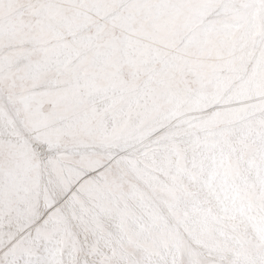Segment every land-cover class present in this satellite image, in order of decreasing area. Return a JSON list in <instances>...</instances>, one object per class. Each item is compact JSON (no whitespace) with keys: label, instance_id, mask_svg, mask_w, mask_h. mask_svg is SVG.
<instances>
[{"label":"snow or ice","instance_id":"obj_1","mask_svg":"<svg viewBox=\"0 0 264 264\" xmlns=\"http://www.w3.org/2000/svg\"><path fill=\"white\" fill-rule=\"evenodd\" d=\"M185 3L0 0V264H264V242L221 239L195 193H190L192 212L201 215L205 228L191 229L188 211L179 220L189 234L148 223L158 216L161 201L173 209L179 205L177 178L164 185L153 172L155 153L175 149L176 130L162 126L148 139L139 131L111 139L82 108L78 88L43 101L33 95L34 75L47 67L45 26L62 16L66 5L75 9L71 25L92 22L82 15L87 9L102 10L104 20L94 23L101 36L109 26L125 32L145 24L165 30ZM196 4L208 11L196 20L198 39L264 56V0ZM26 14L33 22L25 24ZM20 52L32 59L25 62ZM239 151L264 183V139L242 144ZM190 175L193 186L206 180ZM38 178L47 195L34 205L28 193ZM253 195L255 202L264 200V193ZM133 221L137 227H130Z\"/></svg>","mask_w":264,"mask_h":264},{"label":"rangeland","instance_id":"obj_2","mask_svg":"<svg viewBox=\"0 0 264 264\" xmlns=\"http://www.w3.org/2000/svg\"><path fill=\"white\" fill-rule=\"evenodd\" d=\"M74 14L75 9L70 4L66 5L62 16L53 18L45 26L44 47L49 50V55L46 69L34 75V97L43 101L54 94L63 93L69 87L78 88L83 94L82 108L99 130L111 139L130 137L138 131L145 133L146 139L153 136L151 133L156 135L162 126L169 129L172 126L171 130L179 131L174 137L175 149L162 148L155 153L153 172L160 184H174L172 177L177 178L175 184L180 186L179 206L173 209L161 201V212L156 219H149L148 223L189 234L185 224L179 220V215L188 211L191 229H203L204 220L200 214L192 212L194 197L189 199V195L195 193V199L202 204L203 200L206 202V199H210L209 194L214 190L221 196L223 204L228 199L229 207L224 212L229 213L221 215L225 218L215 214L214 209V212L208 210L210 227L215 229L216 234L221 239L223 235H228L238 245L264 242V200L255 202L253 195L255 192L264 193V183L255 181V167L239 151L242 144L264 139L263 98L254 106L258 107L254 112L259 114L251 119L253 130L246 129L232 141V135L236 132L235 123L242 121L238 113L240 109L248 111L257 102L253 99L254 94L258 97L264 95V86L260 87L264 85V56L251 50L198 39L196 20L202 19L208 11L197 6L196 0H186L185 6L177 10L175 23L165 30H156L149 24L134 32L109 26L105 34L96 36L94 23L104 20L103 11L87 9L82 15L90 17L92 22L71 25L69 21ZM33 20L30 14L24 16L25 24ZM126 51L131 53L127 54ZM18 56L25 62L32 59L23 52ZM223 100L230 105L224 113L222 106H219ZM47 107V104L42 105V108ZM213 133L215 143L211 142ZM186 135H191L195 144L197 142L194 146L200 145L198 148L192 146L194 154L183 148L182 141H186ZM177 144L183 145L182 148ZM205 154L211 160H216L210 162ZM160 157L165 162L164 168L167 166L165 170L170 176L167 178L165 175L167 179L162 178ZM188 157L193 158L192 162ZM219 157H224V161ZM193 161L199 162L198 165ZM222 163L229 165L230 170L227 168L226 173L221 170L225 166L220 165ZM191 169L193 172L199 169L197 173L206 178L201 186H193ZM222 176L227 179L225 183L218 182ZM226 186L229 194V189L237 194V200L222 196ZM28 195L34 205L41 197L44 199L47 195L44 180L38 178L36 187ZM168 217L173 218L176 224H171ZM223 222H226V227L219 225ZM130 227H137L135 221Z\"/></svg>","mask_w":264,"mask_h":264},{"label":"bare ground","instance_id":"obj_3","mask_svg":"<svg viewBox=\"0 0 264 264\" xmlns=\"http://www.w3.org/2000/svg\"><path fill=\"white\" fill-rule=\"evenodd\" d=\"M193 2H194V1H192V3H193ZM178 10H180V9H178ZM97 18H98V17H97ZM102 20H103V19H102ZM133 32H134V31H133ZM165 33H166V32H165ZM128 36H129V35H128ZM128 36H127V37H128ZM151 42H152V41H151ZM142 43H143V42H142ZM153 43H154V42H153ZM135 44H136V43H135ZM143 44H144V43H143ZM137 45H138V43H137ZM137 45H136V46H137ZM139 47H140V46H139ZM126 53H127V54H130L131 51H129V52L126 51ZM153 53H154V51H152V57H153ZM125 56L127 57V55H125ZM66 57H67V56H66ZM62 59H63V58H62ZM130 59H132V58H130ZM153 59H154V57H153ZM139 65H140V64H139ZM65 69H66V68H65ZM257 74H258V73H257ZM254 76H255V75H254ZM256 76H257V75H256ZM163 81H166V80H163ZM263 82H264V81H263ZM262 86H264V85H261L260 87H262ZM256 91H257V90H256ZM262 92H264V91H262ZM262 92H260V93H262ZM260 93H258V94H260ZM260 95H261V94H260ZM262 96H263V97H261V96L258 97L257 95L254 94V98H253V99H254L255 101H257V102H255L254 105L248 109V111L246 110L247 112H246L245 110L240 109V111H239L238 113L241 114L240 116H242V121H239L238 123L236 122V123H235L236 126H235L234 124H232V125H234V126L236 127V129H235L236 132L230 130L231 132H234L233 135L231 134V135H232V141H235L236 138L238 137V134H239V133L241 134L242 132L246 131V129L248 130V129L251 128V129L253 130L251 119L253 120L254 118H256L255 116H257V113H258V112H257V113L254 112V110L258 108V107H257V108L254 107V106H255V104L258 103V101L260 100V98H263V99H264V95H262ZM223 98H224V96H223ZM197 100H198V99H197ZM262 101H263V100H262ZM224 102H225V101L223 100V103H224ZM223 103H220V105H219V106H222V108H221V111L223 110L222 113H224L227 109L230 108V105L228 106L226 103H224V104H223ZM243 103H244V102H243ZM238 106H239V105H238ZM213 107H214V106H213ZM213 107H212V108H213ZM237 108H238V107H237ZM237 108H236V109H237ZM257 111H258V110H257ZM245 112L247 113L246 115H245ZM152 113H153V112H152ZM258 114H259V113H258ZM263 115H264V113H263ZM233 116H234V115H233ZM260 116H261V115H260ZM240 119H241V118H240ZM259 119H260V118H259ZM260 120H261V119H260ZM260 120H258V121H260ZM254 121H255V120H254ZM256 121H257V120H256ZM258 121H257V122H258ZM228 122H229V121H228ZM228 122H227V123H228ZM250 122H251V123H250ZM228 124H229V123H228ZM171 127H172V126H171ZM171 127H170V129H171ZM231 127H232V126H230V128H231ZM235 127H234V128H235ZM232 129H233V128H232ZM172 130H174V129H172ZM248 131H249V130H248ZM231 132H230V133H231ZM150 133H151V132H150ZM230 133H229V134H230ZM152 134H153V136H155V133H151V136H152ZM178 134H179V131H178ZM178 134H177V135H178ZM192 136H193V135H192ZM149 137H150V136H149ZM149 137H147L146 139H148ZM179 137H180V136H177L176 138H179ZM239 137H240V136H239ZM176 138H175V139H176ZM221 139H222V138H221ZM229 139H230V137H229ZM200 140H201V139H200ZM237 140H238V139H237ZM197 141H198V140H197ZM198 142H199V141H198ZM229 142H230V141H229ZM182 143L184 144V146H183V145L180 146V145H178V144H177V145L180 146L181 148H182V146H183L184 149H189L190 151L192 150V146L195 147V148H198V147L200 146V145H199L198 147L194 146L195 141L192 140L191 135H186V141H182ZM198 144H199V143H198ZM234 144H235V143H234ZM195 145H197V142H196ZM180 147H179V148H180ZM177 148H178V147H177ZM164 149H166V148H164ZM194 150H195V149H194ZM198 151H199V150H198ZM171 152H172V151H171ZM174 152H175V150H174ZM186 152H187V151H186ZM188 152H189V151H188ZM191 152H192V151H191ZM199 152H200V151H199ZM203 153H204V152H203ZM186 154H189V153H186ZM192 154H194V153L192 152ZM192 154H191V155H192ZM195 154H197V153H195ZM198 154H199V153H198ZM216 154H217V153H216ZM191 155H190V156H191ZM201 155H202V153H201ZM159 156H160V155H159ZM205 156H207V154H205ZM213 156H214V155H213ZM213 156H212V157H213ZM215 156H216V155H215ZM218 156H219V155H218ZM156 157H157V154H156ZM163 157H164V156H163ZM163 157H162V158H163ZM192 157H193V156H192ZM200 157H201V156H200ZM207 157H208V156H207ZM157 158H158V157H157ZM157 158H156V159H157ZM162 158H161V157L159 158V160H160V162H161V167H162V170H161V171H162V178H163V179H167V178H169L170 176H167V173H166L167 170H165V168H166L167 166L164 168L165 164H163V163H165V162H164V160H163ZM165 158L167 159V157H165ZM188 158H189V159L191 160V162H192V159H193V158H190V157H188ZM208 158H209V157H208ZM208 158H207V159H208ZM219 158H220L221 161H222V159H223V161H224V159H225L224 157H223V158L219 157ZM219 158H218V160H219ZM203 159H204V158H203ZM209 159H210V158H209ZM214 159L216 160V158H214ZM194 160H196V159H194ZM205 160H206V159H205ZM215 160H211V159H210V162L215 161ZM220 160H219V161H220ZM197 161H198V159H197ZM201 161H202V160H201ZM156 162H157V161H156ZM191 162H190V163H191ZM193 162H194V161H193ZM157 163H158V162H157ZM169 163H170V162H169ZM169 163H168V164H169ZM188 163H189V162H188ZM194 163L198 165L199 162H198V163L194 162ZM213 163L216 164V162H213ZM207 164H208V162H207ZM207 164H206V165H207ZM215 164H214V166H215ZM163 165H164V166H163ZM190 165H191V164H189V165H187V166H190ZM206 165H205V166H206ZM220 165H223V163L220 164ZM224 165H225V164H224ZM224 165H223V166H224ZM199 166H200V165H199ZM205 166H203V168H204ZM209 166H211V164H210ZM228 166H229V165L226 164L224 167L221 168V170H222L223 172L228 171V169H229ZM192 167H193V166H192ZM195 167H196V165H195ZM197 167H198V166H197ZM201 167H202V166H201ZM201 167H200V168H201ZM155 168H156V167H155ZM170 168H171V167H170ZM212 168H213V167H212ZM227 168H228V169H227ZM192 169H193V168H192ZM192 169H191V171H192ZM170 170H171V169H170ZM177 170H178V169H177ZM195 170H196V169L194 168L193 171H195ZM213 170H214V169H213ZM213 170H212V172H213ZM216 170H218V169H216ZM229 170H230V169H229ZM249 170H250V169H249ZM158 171H159V170H158ZM193 171H192V172H193ZM198 171H200V170L198 169L197 172H198ZM202 171H203V170H202ZM159 172H160V171H159ZM188 172H189V170H188ZM197 172H196V173H197ZM223 172H222V173H223ZM254 172H255V170H254ZM156 173H157V172H156ZM183 173L186 174L187 172H186V173L183 172ZM225 173H226V172H225ZM229 173H230V172H229ZM229 173L227 172V174H229ZM255 173H256V172H255ZM157 174L159 175V173H157ZM157 174H156V175H157ZM160 174H161V173H160ZM223 174H224V173H223ZM256 174H257V173H256ZM165 175L167 176V178H166ZM218 175H219V172H218ZM218 175H217V176H218ZM224 175H225V174H224ZM231 175H232V174H231ZM226 177H227V176H226ZM172 178H173V177H172ZM215 178H216V177H215ZM228 178H229V176H228ZM230 178H231V176H230ZM217 179H218V178H217ZM252 179H253V178H252ZM252 179H251V180H252ZM254 179H255V181H257V180L260 181V180L258 179L257 176H254ZM224 180H227V179L225 178V176H222V177L219 179L218 182H224ZM230 180H231V179H230ZM230 180H229V182H230ZM231 181H232V180H231ZM260 182H261V181H260ZM167 183H168V182H167ZM224 183H225V182H224ZM221 184H222V183H221ZM168 185H169V184H168ZM170 185H171V183H170ZM219 185H220V184H219ZM228 185H229V184H227V186H228ZM227 186H226V187H227ZM219 187H220V186H219ZM226 187H224V188L226 189ZM182 189H183V188H182ZM227 190H228V187H227L226 190H223V191H222V196H224L225 199H227L228 196H230V198H232V199H236L237 194L234 193V191H231V189H229V192L231 193V194H229V193L227 192ZM182 195H184V194H182ZM182 195H181V196H182ZM185 195H186V194H185ZM185 195H184V196H185ZM214 195H215V197H214ZM39 197H40V195H39ZM190 197H191V198H190ZM209 197H210V199H206V200H205L206 202H204V200H203V202H202V204L205 206L206 210L208 211V210H212V209H214V210L216 211L215 214H217V215H218L219 217H221V218H222V217L225 218L224 216H221V215H222V213L225 212L226 208H229V207L227 206V205H228V199H227V201L223 204L222 201L220 200V199H221V196L217 195V194L215 193L214 190L209 194ZM187 198H188V197H187ZM241 198H242V197H241ZM38 199H39V198H38ZM189 199H193V198H192V195H189ZM189 199H188V201H191V200H189ZM39 200H42V197H41V199H39ZM39 200H38V201H39ZM236 200H237V199H236ZM38 201H37V202H38ZM242 201H243V199H242ZM37 202H36V203H37ZM184 202H186V199L184 200ZM36 203H35V204H36ZM186 204H187V203H186ZM213 204H216L217 206H215V205H213ZM178 206H179V205H178ZM189 206H190V204H189ZM190 208H191V207H190ZM178 209H179V208H178ZM179 210H180V209H179ZM182 210H183V209H182ZM214 210H212V212H214ZM160 212H161V211H160ZM208 212H209V211H208ZM164 213H165V212H164ZM228 213H229V212L224 213V214H228ZM195 214H196V213H195ZM215 214H214V215H215ZM230 214H231V213H230ZM158 215H159V214H158ZM163 215H164V214H163ZM165 216H166V215H165ZM228 216H229V215H228ZM232 216H233V215H232ZM211 217H212V216H211ZM230 217H231V216H230ZM154 218H155V217H154ZM150 219H151V218H150ZM155 219H156V218H155ZM157 219H159V218H157ZM172 219H173V218H172ZM172 219L168 217V220L170 221L171 224H176V223L173 222ZM213 219H214L215 221L217 220L216 217H213ZM231 219H233V218H231ZM237 219H238V218H237ZM162 220H163V219H162ZM148 221H149V220H148ZM216 222H217V221H216ZM194 223H195V222H194ZM217 223H218V222H217ZM225 223H226V222H225ZM225 223L223 222V223H220L219 225H221V226L224 227V226H225ZM151 224H152V223H151ZM155 226H157V225L155 224ZM172 227H173V226H172ZM225 227H226V226H225ZM185 229H186V227H185ZM228 229H229V227H228ZM232 230H233V229H232Z\"/></svg>","mask_w":264,"mask_h":264}]
</instances>
